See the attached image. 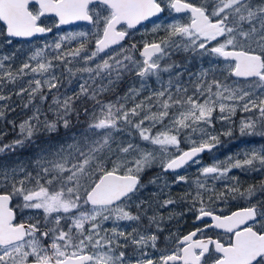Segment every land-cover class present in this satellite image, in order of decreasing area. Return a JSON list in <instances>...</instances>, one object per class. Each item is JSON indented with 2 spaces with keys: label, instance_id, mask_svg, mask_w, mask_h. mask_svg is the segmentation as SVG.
Here are the masks:
<instances>
[{
  "label": "snow or ice",
  "instance_id": "6c2138e0",
  "mask_svg": "<svg viewBox=\"0 0 264 264\" xmlns=\"http://www.w3.org/2000/svg\"><path fill=\"white\" fill-rule=\"evenodd\" d=\"M48 17L58 30L52 39ZM81 21L91 31L61 27ZM0 23L9 45L16 38L44 40L18 67L15 54L0 57V101L11 99V93L3 94L5 87L29 77L15 94L27 93L25 107L33 105L18 125V138L0 146V153L14 152L41 133L71 130L73 117L86 121L67 140L40 148L31 170L23 163L0 167V264H132L129 245L140 250L136 264H264V207L250 204L226 215L214 206L255 195V186L241 191L229 173L264 172V147L251 148L243 159L201 166L191 182L177 171L189 162L200 164V154L219 143L209 131L214 119L232 124L238 110L251 113L240 120V133L264 136V92L255 91L264 89V0H0ZM142 28L141 41L131 42ZM181 53L212 57L209 64L225 67L219 75L213 67L193 72L187 61L172 59ZM65 73L81 81L72 95L60 94ZM126 77L134 82L123 95L102 98ZM229 77L254 86L228 83ZM153 78L157 87L149 84ZM48 93L45 112L33 102L48 101ZM78 101L92 106L81 112ZM6 107L0 105V117ZM231 134V128L224 132ZM157 163L162 173L174 174L173 185H189L179 200L188 204L197 226L172 234L170 250L144 259L143 249H155L158 236L127 232L120 222L143 216L160 230L164 216L155 210L178 203L165 192L167 182L142 198L147 184L161 179L159 174L147 184L143 179ZM216 181L231 183L218 191ZM174 218L170 213L168 219Z\"/></svg>",
  "mask_w": 264,
  "mask_h": 264
},
{
  "label": "flooded vegetation",
  "instance_id": "af4514ba",
  "mask_svg": "<svg viewBox=\"0 0 264 264\" xmlns=\"http://www.w3.org/2000/svg\"><path fill=\"white\" fill-rule=\"evenodd\" d=\"M191 2L200 3L201 0H191ZM166 14H167V10H166ZM171 16L179 17L182 19V21H187L188 19L187 14L172 13ZM171 16H169L168 18H170ZM50 18L55 22V19L53 17ZM0 25L2 27L0 32L2 33L4 31V25L2 23H0ZM145 25H147L148 30L151 29L152 25L149 22H145ZM77 27L85 29L89 27L91 28L92 26L89 25L87 22H84L69 26L68 28H64V29H71ZM145 31L146 29L142 28L140 32L135 33L132 36L131 42H137V43L140 42L138 41V38L142 36V33H145ZM123 43L127 44L129 43V41L126 40ZM172 59L178 62L187 61L188 67L191 68L193 72H198L201 67H205V68L213 67L214 69L217 70V75H219V72L222 71L225 67V64L222 62H217L215 65L209 64L208 61L214 58L208 56L201 58L196 54L181 53L173 56ZM221 78L223 79V77ZM164 79L165 80L167 79V75H165ZM132 80H134V78L126 77L123 81H121L119 85L116 86L114 89L115 94L113 95V98L114 99L116 98L117 92L123 90L126 81H129L130 84ZM233 80H236L239 85L245 88L249 86H254V81L244 80L243 78L229 77L228 83H232ZM150 81L152 82L151 84L152 87H157L154 78ZM250 115L251 113H243L238 110L236 115L232 118L233 119L232 124H229L227 121H220L214 119V127L210 128L209 131L212 132L213 134L218 135L219 143L210 152L205 151L200 154V157L197 158L200 160V164H192L191 162H189L188 165H185L184 168L178 169L177 171L182 175L187 176L189 181L191 182L197 177L198 168H200L201 166L211 165L216 161L215 154H217L221 148H223V150H229V154H231V156L234 157V159L236 158L243 159L244 152L250 150L251 148L264 147V136L242 135L239 131L240 120ZM229 128H231L232 134L230 136L224 135V132H226ZM183 146L185 149L188 147L186 143L183 144ZM158 174L161 176L162 179L158 184H147L148 180L154 178ZM229 176L237 178L236 182L239 183L241 191H244L249 186H255L257 191L255 192V195L252 196L250 199H244L242 197L237 196L234 199L230 197L226 203L223 201L217 202L214 205L216 207L217 214L220 213L226 215L231 214L232 212L237 211L241 208L250 206V204H255L257 205V207H264V191L259 190V186L262 183H264V172L232 169V171L229 173ZM173 178H174L173 173L171 172L162 173L161 168L159 169V171H155V173L146 172L143 176L144 182L147 184V189L145 190L142 198H151L152 193L159 192L158 186H163L164 183L167 182L169 188L165 189V192L178 200V203L175 206H170L167 209L155 210L157 214L164 216V220L160 224V230H158L155 225L149 226V222L147 218L143 216L141 221L139 222H129V221L120 222V227L127 232H132L133 229H136L139 232H145L147 230L155 233L158 236L155 249L151 247L143 249V252L145 253V255L143 256L144 259H147L149 257L156 259L160 254V252L170 250L173 247V244L171 240L167 238L172 236V234H178V235L187 234V232L193 230L197 226V223L195 222L194 213L187 211L188 204L186 202L179 200V198L183 196L186 191H190L191 189L189 185H184V184L173 185L172 184ZM210 183L213 182L210 181ZM227 183H231V181H216L214 182V186L218 191H223L224 185ZM160 198L163 199L166 198V196H160ZM133 211L135 212L134 205H133ZM170 213H172L175 216L174 219L171 220L168 219ZM179 213H184V215L182 216L176 215ZM147 215L148 216L153 215V210H149ZM106 226L111 227V222H109V224ZM208 235L215 237L217 235V232L210 231ZM126 252L131 256L132 264H136V261L142 258L140 250L137 249L136 246L134 245H129L126 249Z\"/></svg>",
  "mask_w": 264,
  "mask_h": 264
},
{
  "label": "rangeland",
  "instance_id": "374dc122",
  "mask_svg": "<svg viewBox=\"0 0 264 264\" xmlns=\"http://www.w3.org/2000/svg\"><path fill=\"white\" fill-rule=\"evenodd\" d=\"M177 18H179V17H177ZM169 19H171V17ZM44 22L47 26L53 28V33L48 34V39H52L53 34L58 31L54 27L55 22L50 17L46 18L44 20ZM1 29H2V27L0 25V31H1ZM62 29L64 31H85V32L91 31L90 27L85 28V29L80 28V27L79 28L78 27L77 28H71V29H64V28H62ZM144 34L145 33H142V36H144ZM142 36H140L138 38V41H141ZM43 42H44L43 39L37 40L35 38V39H32L31 42L29 40H26V41L13 40V43L11 45H9L5 42L3 35H0V57L12 56L13 54H15V60L13 63V67L14 68L18 67L26 59L27 55L30 54L31 49L39 46ZM89 47H91V45H89ZM58 73H59V70H58ZM27 79H29V77H24L22 80H19L16 85L9 84L7 87H5V90H7V94L12 93L13 91L16 93V91H18V89L21 85L26 87V84L24 83V81H26ZM61 79L63 80V83L60 87V94L61 95H63V94L72 95L74 91L78 90V84L81 82L79 80V76L67 78V74L65 73V76L61 77ZM133 82H134V80H132L129 84V81H126L123 90L120 92H117L116 96L117 95H123L124 92L127 90V88L131 84H133ZM149 84L151 85L152 82L149 81ZM52 91H53V93L56 92L55 89H53ZM255 91H256L257 95H260L262 92H264V89H262L258 86H255ZM114 94L115 93L113 91L112 93L105 94L102 98L105 100L114 99L113 98ZM48 95H49L48 101L41 103L37 99L36 101L33 102L35 105L41 107L42 110L45 112H47L48 105L51 102L52 93H48ZM15 96L17 97V99H20L19 102H13V101H11V99L8 101H0V105H5V104L8 105V107L3 109V112H4L3 117L7 118L6 122L1 123V121H0V146L5 145V144H9L18 138V134H13L14 135L13 140L12 139L7 140L5 138V135H8L12 132L17 133L18 125L21 122H23L25 119H27L32 114V111H33V105L29 104L27 108L25 107V104H28L27 93L23 94L22 96H17V95H15ZM91 106H92V102L87 101V105L82 104L81 108L82 109L85 107L90 108ZM85 123H86V121H85V118L83 115L80 116L78 121L76 120L75 117H73V128L71 130H65L61 127L58 133H55V134L43 133V135H40L38 139L36 137H34L32 143H28L24 147H18L14 152L6 151L5 153H0V167H14L17 164L23 163L24 165L29 167V170H31L33 162L36 159L40 148L46 147L49 143L56 144V143H60V142L67 140L72 135L73 132H76V131L82 129L85 126ZM10 125H12V126L16 125V129L10 130ZM42 136H45V139L40 141ZM183 144H185V143L181 144L182 148H184ZM28 148H30L29 151L27 150L26 152L20 154L19 151L21 149L26 150ZM215 156H216V161H226L229 157L234 159V157H232L231 154H229V150H223V148H221L220 151H218V153L215 154ZM160 168L161 167L157 163L156 165L153 166V168H151L150 170H147L146 172L155 173V171H159ZM160 180H162V179H160ZM160 180L157 181V184L160 182Z\"/></svg>",
  "mask_w": 264,
  "mask_h": 264
},
{
  "label": "trees",
  "instance_id": "16d2710c",
  "mask_svg": "<svg viewBox=\"0 0 264 264\" xmlns=\"http://www.w3.org/2000/svg\"><path fill=\"white\" fill-rule=\"evenodd\" d=\"M3 94H5V95H8L7 94V90H5V88H4V90H3ZM16 94H15V92L13 91L12 93H11V101H13V102H19V100L20 99H17V97L15 96ZM83 99V98H82ZM85 102V103H84ZM83 103H81V102H77V105H76V107H77V109L78 110H80V111H82L83 109L81 108V106H82V104H84V105H87V101H84ZM4 109V108H3ZM2 109V110H3ZM49 118H52V116H51V113H49ZM6 119L7 118H4V117H0V121H1V123H5L6 122ZM12 129H16V127H14V126H12V125H10V130H12ZM18 131L19 130H17V133H10V134H8V135H5V138L8 140H13V134H18ZM40 135H43V133H41ZM39 135V136H40ZM39 136H37L36 138L38 139L39 138ZM45 139V136H42V138L40 139V141H42V140H44ZM31 148V147H30ZM30 148H28V149H26V150H23V149H21L19 152H20V154H22V153H24V152H26L27 150L29 151L30 150Z\"/></svg>",
  "mask_w": 264,
  "mask_h": 264
},
{
  "label": "water",
  "instance_id": "95a60500",
  "mask_svg": "<svg viewBox=\"0 0 264 264\" xmlns=\"http://www.w3.org/2000/svg\"><path fill=\"white\" fill-rule=\"evenodd\" d=\"M78 23H84L83 21H81V22H76V24H78ZM75 25V24H74ZM69 26H72V25H65V26H61L62 28H67V27H69ZM17 40H24L23 38H16Z\"/></svg>",
  "mask_w": 264,
  "mask_h": 264
}]
</instances>
